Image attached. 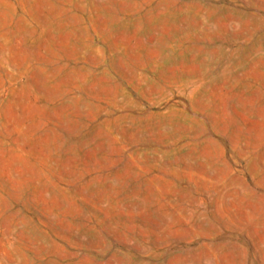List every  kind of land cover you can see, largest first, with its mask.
Returning a JSON list of instances; mask_svg holds the SVG:
<instances>
[{
  "label": "rangeland",
  "instance_id": "1",
  "mask_svg": "<svg viewBox=\"0 0 264 264\" xmlns=\"http://www.w3.org/2000/svg\"><path fill=\"white\" fill-rule=\"evenodd\" d=\"M0 264H264V0H0Z\"/></svg>",
  "mask_w": 264,
  "mask_h": 264
}]
</instances>
